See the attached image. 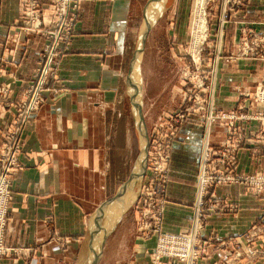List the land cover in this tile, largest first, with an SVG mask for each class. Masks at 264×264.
Segmentation results:
<instances>
[{
	"label": "crops",
	"instance_id": "0c3cea01",
	"mask_svg": "<svg viewBox=\"0 0 264 264\" xmlns=\"http://www.w3.org/2000/svg\"><path fill=\"white\" fill-rule=\"evenodd\" d=\"M147 1L82 0L52 86L22 137L21 166L11 176L6 228V242L16 252L2 258L0 264H89L94 215L129 179L136 164L132 155L138 133L127 75ZM23 2L0 0V87L4 83L10 86V93L0 95V102L10 100L13 104L0 107V148L16 116L15 104L33 79L46 41L42 35L22 31ZM43 4L48 25L52 9L49 3ZM243 24L264 34V0H250L245 10L237 13L229 37L240 39ZM216 77L219 108L232 111L242 103L249 106L248 94L252 95L250 91L264 77V59L247 57L219 64ZM53 89L59 91L54 94ZM178 102L174 93L164 111L170 113ZM251 111H264V104L241 113ZM237 124L251 135L260 129L257 121ZM204 126L202 119L190 118L175 139L164 231L176 232L191 224ZM226 135V128L217 125L211 138L218 144ZM252 138L251 144L240 149L238 172L264 170V139ZM144 181L145 176L138 187ZM212 200L230 205L208 214L207 233L213 241L211 254L201 264H222L224 259L233 264H264L263 254L241 252L249 245V234L264 230V194L255 195L239 184H224L213 190ZM262 234L259 237L264 239ZM155 243V236L135 234L127 256L113 264H147V252ZM252 244L263 246L259 238ZM236 252L244 256L237 259Z\"/></svg>",
	"mask_w": 264,
	"mask_h": 264
},
{
	"label": "built area",
	"instance_id": "2783aa9c",
	"mask_svg": "<svg viewBox=\"0 0 264 264\" xmlns=\"http://www.w3.org/2000/svg\"><path fill=\"white\" fill-rule=\"evenodd\" d=\"M21 29L46 38L42 48L35 81L31 82L27 99L18 105L16 116L6 130L0 148V260L14 254L16 250L6 242V228L10 217L12 201L11 176L21 166L22 137L28 122L40 109L43 90L55 77L59 60L69 46L75 23L80 15L82 0H23ZM43 2L49 3V24L44 22ZM182 107L161 119L150 141L148 166L143 188L140 191L138 209L140 230L148 234L157 233V243L150 264H201L213 238L207 233L208 214L216 209L228 207L212 200L213 190L224 184H239L255 195L264 193V172L241 173L237 171L240 149L251 144L243 126L238 121L261 122L264 134V112L251 111L238 114L216 105L212 95L213 86L206 82H192L186 88ZM10 93L8 84L0 87V95ZM249 106L264 104V81L259 83L254 95H250ZM18 104V103H16ZM13 105L10 100L0 102V107ZM246 107V108H248ZM241 110V107H240ZM203 120L204 135L196 174V193L191 214V224L178 232L163 230L164 214L167 209V188L169 183L172 150L175 139L190 118ZM221 125L226 128L227 137L220 143L212 141V129ZM264 139V136L261 138ZM149 235V236H150ZM207 254L206 256H208ZM237 259L241 256L237 253ZM222 264H233L224 259Z\"/></svg>",
	"mask_w": 264,
	"mask_h": 264
},
{
	"label": "rangeland",
	"instance_id": "374dc122",
	"mask_svg": "<svg viewBox=\"0 0 264 264\" xmlns=\"http://www.w3.org/2000/svg\"><path fill=\"white\" fill-rule=\"evenodd\" d=\"M249 1L250 0L155 1V9L159 12V20L147 38L139 72L137 74L141 90L143 111L149 117V120H146V124L150 135V141L155 133L156 126L161 119L182 107L183 101L186 97L185 90L192 82L201 83L204 81L206 84H209V86L212 85V95L215 98L217 93L216 73L219 64H233L237 63L240 59L247 57L264 59V34H261L254 28L252 29L246 24H243L241 37H239L240 39L235 41L229 37L231 36L232 25L237 13L244 11ZM141 10L142 9H139V12H141ZM140 15L141 24L144 26L147 15L146 7L144 8V12ZM177 36H180V39H178ZM193 49L195 51H193ZM36 70L32 81H35ZM54 79L55 77L50 78L48 87L43 90V96L47 89L52 86L51 83ZM263 81L264 77L258 81L255 89L250 91L252 95L256 92L259 83ZM31 82L29 83L22 99L18 104H15L17 111L18 105L27 99L28 89ZM2 85H5V83ZM173 90H175V92H173ZM58 91L59 90L57 89H53L52 92L56 94ZM174 93L176 94V99L178 98L179 100V105L169 113L168 110L164 111V108L165 104L170 101V97L173 96ZM249 96L250 93L248 94V97ZM251 99L252 98H250V100ZM246 107H248V105L242 103L241 111L238 114H243L241 112ZM239 110L240 107L236 110H232V112H239ZM132 117L134 129L137 130L138 133L137 144H135V151L132 155L135 164L141 153V136L135 114L132 115ZM241 121L243 120L241 119ZM257 131L259 132L254 135H251L248 132L246 135L250 138L254 137L255 139H261L262 136H260V134H263V126L261 122L260 129ZM170 164L171 161L169 166ZM169 168L171 171V167ZM261 171L264 172V170L258 172ZM168 179L170 180V173ZM139 184L140 182L133 183L130 190L126 193L125 198L129 201L127 204V211L124 213L117 228L108 237L99 264H113L116 260L126 257L130 250L128 244H130V242L132 244L135 234H139L144 238H153L155 236L157 243V233H152L150 235L140 230L141 224L139 222L140 211L138 209V202L143 184L141 187H138ZM135 196H137V202ZM226 204L229 208V202H226ZM114 209L115 206L108 208L106 212L98 218L97 225L99 226V234L103 233L114 220ZM262 231L263 232L258 231L255 234H249L246 237L247 241L249 240V245H247L245 249L243 248V251L241 252H244L247 256L252 254L256 255L257 253L263 254L262 256H264V239L260 238L261 236L259 237L262 233V235H264V230ZM205 234L209 235V233ZM258 238L263 242V246H260V244H256L255 246L252 244V241L256 242ZM91 242L92 239H90V245ZM156 243L154 247L147 252V264H150L149 256L153 255ZM241 252H236V255L237 253H240V257H243L244 255H242ZM207 254H211L209 248L206 249L202 258L207 257Z\"/></svg>",
	"mask_w": 264,
	"mask_h": 264
},
{
	"label": "water",
	"instance_id": "95a60500",
	"mask_svg": "<svg viewBox=\"0 0 264 264\" xmlns=\"http://www.w3.org/2000/svg\"><path fill=\"white\" fill-rule=\"evenodd\" d=\"M155 1L156 0H148L146 5V22L142 27L138 39L136 42V46L133 52V56L130 60L129 71L127 75V87L128 93L131 99L132 108L137 120V125L140 130L141 136V153L135 164L133 172L131 173L129 179L124 182L116 194L113 197H110L107 201L99 206L97 209L94 218L93 225L91 231V254L89 257V264H99L102 255L105 243L108 237L116 228L117 224L121 221L125 211L127 210L128 201L125 198L127 191L130 189L131 185L135 182H139L142 178H144L147 166H148V155L150 148V135L147 129V124L145 120V115L143 111V105L141 102V90L138 81L137 74L139 72V67L141 63V58L143 52L145 50V44L149 33L152 27L155 25L158 15L155 9ZM114 220L110 224V226L101 234H99L98 230V218L106 212L108 208L114 207Z\"/></svg>",
	"mask_w": 264,
	"mask_h": 264
},
{
	"label": "bare ground",
	"instance_id": "6f19581e",
	"mask_svg": "<svg viewBox=\"0 0 264 264\" xmlns=\"http://www.w3.org/2000/svg\"><path fill=\"white\" fill-rule=\"evenodd\" d=\"M204 9V8H203ZM157 11V10H156ZM203 11V10H202ZM205 12V11H204ZM157 15H158V17H159V12L157 11ZM200 15V14H199ZM201 16V15H200ZM199 16V17H200ZM199 19V18H198ZM205 20V19H204ZM203 21V20H202ZM201 24V23H200ZM199 26V25H198ZM205 26V25H204ZM206 27V26H205ZM196 29V28H195ZM198 30V29H197ZM201 30V29H200ZM195 33V32H194ZM197 33V32H196ZM206 34V33H205ZM202 35V34H201ZM195 37H196V35H195ZM202 38V37H201ZM199 44H200V42H199ZM195 46V45H194ZM196 49V48H195ZM193 51H195L194 49H193ZM199 54V53H198ZM129 191V190H128ZM89 254H91V252L89 253Z\"/></svg>",
	"mask_w": 264,
	"mask_h": 264
}]
</instances>
